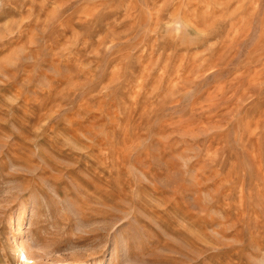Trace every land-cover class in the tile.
I'll return each instance as SVG.
<instances>
[{
    "label": "rangeland",
    "instance_id": "1",
    "mask_svg": "<svg viewBox=\"0 0 264 264\" xmlns=\"http://www.w3.org/2000/svg\"><path fill=\"white\" fill-rule=\"evenodd\" d=\"M0 264H264V0H0Z\"/></svg>",
    "mask_w": 264,
    "mask_h": 264
}]
</instances>
